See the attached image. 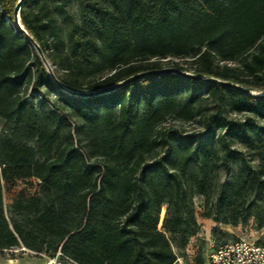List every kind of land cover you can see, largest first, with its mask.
<instances>
[{"label":"trees","instance_id":"16d2710c","mask_svg":"<svg viewBox=\"0 0 264 264\" xmlns=\"http://www.w3.org/2000/svg\"><path fill=\"white\" fill-rule=\"evenodd\" d=\"M16 2L0 0V251L22 245L52 256L59 249L72 260L62 264H175L158 228L161 205L172 206L165 230L194 233L185 199L199 193L209 204L204 169L218 161L226 170L237 165L215 198L218 211L248 193L264 200V164L252 167L232 146L259 139L264 147L256 122L264 118V95L256 94L264 91V0H23L24 30ZM165 66L255 94L172 72L94 95L69 92ZM204 97L214 110L202 112ZM228 109L245 116L229 118ZM197 116L203 129L191 134L165 125L168 117ZM178 148L187 151L179 154L181 173L200 162L188 189L171 169ZM7 191L16 194L14 207L34 214L8 219ZM229 214L235 222L248 210L232 206ZM194 264H205L203 257Z\"/></svg>","mask_w":264,"mask_h":264},{"label":"rangeland","instance_id":"374dc122","mask_svg":"<svg viewBox=\"0 0 264 264\" xmlns=\"http://www.w3.org/2000/svg\"><path fill=\"white\" fill-rule=\"evenodd\" d=\"M183 62V60H180ZM36 102H39V97H35ZM45 106L50 107V102H45ZM202 112H210L214 110V102L209 97H204L200 101ZM205 108V109H203ZM207 109V110H206ZM229 118L243 119L245 113L236 112L232 109H228L225 112ZM197 116L195 119H176L174 117H168L165 125L176 128L181 133H194L203 129V123L199 121ZM258 125L264 128V118L256 117ZM3 120L0 118V129ZM261 138L264 141V129L261 130ZM234 147L243 150L246 158L249 160L252 167H257L259 164H264V147H261L260 140L256 139L252 145H248L242 142L233 143ZM187 151L183 148H178L175 155L174 163L171 169L180 174V179L184 186L188 189L191 186L193 178L196 175H201L202 171L199 168L200 162L192 161L184 173H181L179 154H186ZM193 156V154H191ZM194 157V156H193ZM210 177V202L205 204L204 195L194 193L191 198L186 197V202L191 204L194 209V217L196 220V228L194 233L181 234L178 232H169L165 230L164 220L169 217L172 212V206L170 203H163L159 213L158 228L164 232L168 238L173 251L177 255V261L175 264H194V257L201 255L204 259V263L207 264L209 253L214 247L220 244L222 241L231 240L236 238L253 239L257 242H264V200H261L257 195L253 193L244 194L243 197L236 198L231 204L226 205L222 210H217L215 206V198L222 188L223 184L231 180L233 174L237 170V165L234 161L229 163V170H226L224 165L218 161L216 165L209 163L208 167L204 169ZM22 186L23 182L20 183ZM33 192V187H29V193ZM189 192V191H188ZM29 193L22 200L23 204H27L30 200ZM9 202V194L5 193L6 206L4 204V210L7 216H14V219H22L25 216L34 214L35 210L28 208L24 205V209L20 210L14 207L10 201V207L7 206ZM232 206L238 208L247 207L248 215L245 219L242 215L233 222V218L230 216ZM212 209L210 217H204V213ZM224 218H228V222L224 221ZM11 220V218H10ZM262 221L261 226H258ZM51 255L43 252H37L26 248L25 246L18 245L8 249L0 251V264H46L48 258Z\"/></svg>","mask_w":264,"mask_h":264},{"label":"built area","instance_id":"2783aa9c","mask_svg":"<svg viewBox=\"0 0 264 264\" xmlns=\"http://www.w3.org/2000/svg\"><path fill=\"white\" fill-rule=\"evenodd\" d=\"M62 257L72 261L58 249L46 264H62ZM207 264H264V242L240 237L222 241L209 253Z\"/></svg>","mask_w":264,"mask_h":264},{"label":"water","instance_id":"95a60500","mask_svg":"<svg viewBox=\"0 0 264 264\" xmlns=\"http://www.w3.org/2000/svg\"><path fill=\"white\" fill-rule=\"evenodd\" d=\"M23 0H17L15 6H14V16H15V21L17 22V24L19 25V27L21 29H23V26L20 23V16H19V10H20V6ZM24 30V29H23ZM28 40L33 44V46L35 47L37 53L41 56L48 73L52 76L51 70L49 68L48 62L46 60V58L43 56L42 51L39 47V45L36 43V41L32 38V36L28 35ZM164 72H172V73H177V74H181L184 76H188L190 78L196 79V80H205V81H209V82H214L217 84H221V85H225L228 87H232V88H236L239 89L241 91L244 92H248L249 94L253 95L255 94L254 90H250L248 87H245L239 83L236 82H232L230 80H225V79H221L218 77H214V76H202L200 74L197 73H193L191 71H187V70H181L179 68L173 67V66H165V67H161V68H156V69H152V70H147V71H142V72H138L135 73L131 76H128L127 78L113 84V85H109V86H105L103 88H99L96 90H69V92L71 94L74 95H79V96H87V95H94V94H98L110 89H113L123 83H125L126 81L132 80L134 78L143 76V75H147V74H158V73H164ZM257 95H264V91H259L256 92Z\"/></svg>","mask_w":264,"mask_h":264},{"label":"crops","instance_id":"0c3cea01","mask_svg":"<svg viewBox=\"0 0 264 264\" xmlns=\"http://www.w3.org/2000/svg\"><path fill=\"white\" fill-rule=\"evenodd\" d=\"M7 194H9V202H8L7 206L10 207V201L12 202V200L15 199V195L16 194L14 192H12V191H9V192L7 191ZM4 201H5V194H4ZM4 204L6 206V203H4ZM7 218L8 219L11 218V220H14V216H10V218H9V216H7Z\"/></svg>","mask_w":264,"mask_h":264}]
</instances>
